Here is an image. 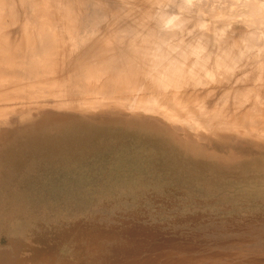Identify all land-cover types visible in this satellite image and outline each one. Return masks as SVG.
<instances>
[{"label": "rangeland", "instance_id": "rangeland-1", "mask_svg": "<svg viewBox=\"0 0 264 264\" xmlns=\"http://www.w3.org/2000/svg\"><path fill=\"white\" fill-rule=\"evenodd\" d=\"M16 1L12 7L22 22L14 21L16 14L5 15L0 27L19 37L21 23H31ZM179 1L154 9L196 22ZM95 2L102 23L94 37L104 38L109 28L118 44L112 54L129 50L128 23L141 12L145 16L148 5ZM68 4L85 15L84 3ZM37 19L56 22L47 14ZM242 19L237 15L230 26L247 33ZM179 31L173 33L183 44L201 34L198 28L187 37ZM68 46L57 57L55 74L44 77L46 84L59 80L69 86V72L84 62L79 56L91 53L88 46ZM251 54H242L226 72L215 69L205 77L204 68L194 70L200 81L191 82L195 74L170 81L176 89H155L149 76L138 75L132 93L124 94L131 101L98 108L65 106L98 98L68 92L20 100V91L11 90L17 100L0 99V109H6L0 116V264H264V52L255 50L249 59ZM142 68L137 64L135 70ZM150 99L156 104L144 105ZM209 113L222 115V122L207 125Z\"/></svg>", "mask_w": 264, "mask_h": 264}, {"label": "bare ground", "instance_id": "bare-ground-1", "mask_svg": "<svg viewBox=\"0 0 264 264\" xmlns=\"http://www.w3.org/2000/svg\"><path fill=\"white\" fill-rule=\"evenodd\" d=\"M11 1H14V3ZM18 1H21V6H23L26 11L25 17H27V23L30 21L31 26L25 25L26 22L25 24L21 23L19 37L13 32L2 31L6 27H0V75L7 76V79L0 80V99L3 102H10V100L17 99L38 100L48 96L57 97L63 94V92H68L69 96L74 97L88 95L98 96L95 100L83 99V101L80 100L78 103L65 104V106L68 107H100V105H105L110 101L116 104V102L122 99H124V101H131V99H128L130 95L127 97L125 95L130 93V91L132 93L131 88L134 83L132 81L138 77V75L142 74V76H149L153 81L152 83L156 85L155 89L157 86L160 89L161 87H168L172 80H178V78L184 79L187 77H184V75L189 76V74H195L193 71L198 68H204L203 72H205L204 75L206 77L212 74V71H215V69L224 70L225 72L232 69V64H238V62L242 60V54L245 55L251 52L252 54L249 56V59H251L252 56H254L255 50L259 54L264 52V0H180L179 2L181 3L179 4H181V10L186 9L197 19V21L195 22L194 20L191 25L186 23L189 22V18H186V16H177L172 11H155L154 7H156V5L164 7L168 4V0H143L145 4L148 5L147 16L145 15L142 17L143 14L141 15V13L143 12H141L140 16L137 18L134 17L136 19L132 22L129 21L131 19H126L128 20L127 22H130L128 23V29L131 28L130 30L127 29L128 31L126 33V35L129 33V35H131L128 44L129 50L124 49L123 51L125 52L120 50L114 55L110 50H114L112 46L115 47V45L117 46L118 44H115L117 43L116 37L109 32V28L105 30L106 35L104 38L99 39V36L95 38L96 35L100 33L96 30V27L101 22L102 15H99L98 10L94 13L95 9L93 6L100 1L96 3L95 0H91L94 2L90 3H95L91 4L93 6L90 5L93 7L91 8L86 0H77L78 4L82 5V3H84L86 5V7L83 8L85 10L82 8L80 9V11H85V15L83 16L76 14L78 9L75 10L73 4H68L70 0L68 3H65V0H43V5H39L36 0ZM170 1L175 2L177 0ZM15 2L17 4L16 0H0V21L5 15H11L12 18H15L14 14H16L17 17L18 10L14 12L16 11L14 9L16 5L14 8L12 7ZM179 4L177 3V5ZM128 5L130 6V4ZM88 8H90L89 12ZM39 14H42L44 17L46 14L54 17L56 18V22L50 21L40 24L36 22ZM93 14L95 15L93 16ZM185 14L186 13H184V15ZM237 15L241 16V19L245 16L247 17V19L244 18L245 21L242 19L244 23H247H245L249 30L247 33L230 26L231 22L229 21L232 19L235 20ZM205 18L209 20L206 21ZM95 19L100 20L98 21ZM18 20L17 17L14 21L20 24L22 21ZM11 21L16 26V23L13 20ZM11 21L9 20V22ZM117 21L113 19L112 24L116 23V25H118ZM151 23L152 25H150ZM84 26L85 30L82 29ZM174 28L178 31L180 30L179 32H181V34L184 32L185 35L187 31L185 37L188 36V31L190 33V30H195V28H198V30L200 29L201 32L199 31L198 33L201 34L198 35L197 41L192 42L196 40V38H193V40L191 39L192 41L190 40L191 42L189 41V44H186V41L184 45L182 41H177V35L173 33ZM122 29L120 31H123ZM118 31L119 29L116 32ZM122 33L119 34L121 35ZM124 35L120 37L119 41L125 39ZM193 37H197L196 34ZM93 38L96 40H93ZM119 44L122 46L124 43ZM65 45H69L74 51H79L88 46L91 50L87 48L85 51L90 50L91 53L87 51V53H83L81 54L82 56H79L84 62L81 64L78 63L79 65L77 64L74 66V70L69 72L67 78L69 86L62 85L59 80H53L52 83L46 84L47 82H44L43 79L51 74H55L57 71V67L59 66L57 57L66 52L64 51ZM125 46H127V44ZM142 53L143 57H141ZM191 57H193L194 60H192ZM249 59L247 62H249ZM137 64L141 65V67L143 66L142 71L135 70ZM200 74L196 73L195 76L193 75L194 77L191 82L202 80L203 78ZM169 75L173 78H169ZM179 75H183V78ZM240 75L247 76V73ZM41 83H44V86L49 85L48 87L50 88H42ZM127 85H130V88H127L129 87ZM176 86H172L171 88L174 87L176 89ZM163 88L162 90H164ZM166 89L168 90L169 88ZM11 90H18L20 91L18 93L21 95H18L16 99L13 93H10ZM242 90L243 89L239 91L243 92L244 90ZM246 91L247 89H245L244 92ZM224 94L226 93L224 92ZM172 95L174 99L171 100L169 98V100L172 101L171 103L173 105H176L178 95L174 93ZM174 95L177 97H174ZM132 97L133 96H131V98ZM144 101L146 103H144V105L156 104L155 101L151 99ZM118 105L125 106L124 103H118ZM35 106L41 107V104H36ZM166 107L169 106L167 105ZM9 113L11 112L7 110V114ZM0 116H6V109H0ZM166 116L168 118H173L169 113H167ZM210 116H212V114L205 119V122L207 121L206 124L208 123L207 125L213 126V122L216 123L217 121L219 124L222 122V120L219 119L222 115H219L220 117L216 116V114L215 116ZM250 119L251 118L248 120ZM208 127L209 126H207V128Z\"/></svg>", "mask_w": 264, "mask_h": 264}]
</instances>
